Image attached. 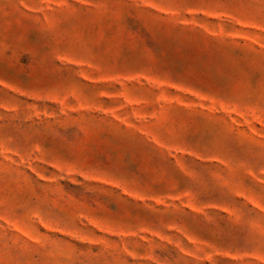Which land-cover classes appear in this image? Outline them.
<instances>
[{"label":"rangeland","instance_id":"obj_1","mask_svg":"<svg viewBox=\"0 0 264 264\" xmlns=\"http://www.w3.org/2000/svg\"><path fill=\"white\" fill-rule=\"evenodd\" d=\"M0 264H264V0H0Z\"/></svg>","mask_w":264,"mask_h":264}]
</instances>
